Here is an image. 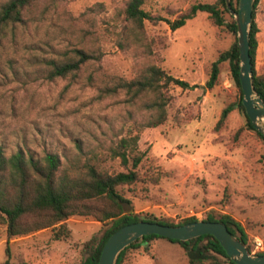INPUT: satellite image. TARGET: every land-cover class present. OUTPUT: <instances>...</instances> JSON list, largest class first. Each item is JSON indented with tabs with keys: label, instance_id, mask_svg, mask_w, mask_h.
Masks as SVG:
<instances>
[{
	"label": "rangeland",
	"instance_id": "obj_1",
	"mask_svg": "<svg viewBox=\"0 0 264 264\" xmlns=\"http://www.w3.org/2000/svg\"><path fill=\"white\" fill-rule=\"evenodd\" d=\"M216 1L146 0L145 11L161 19L147 21V33L165 46L155 61L171 76L199 87L183 90L171 85L168 121L141 134V182L124 187L122 193L132 202L127 212L141 219L153 216L178 224L229 215L243 225L251 253L258 254L264 252V141L248 129L239 109L215 128L222 111L240 98L228 61L221 64L218 85L204 88L212 64L233 46L235 36L215 26L206 13L176 31L168 23L193 4ZM125 2L42 0L33 8L34 15L46 18L42 28L31 26L16 49L0 58V147L8 155L19 149L35 156L46 150L71 155L77 143L96 145V140L113 137L110 129L119 130L124 118L119 104L98 99L96 90L83 81L46 79L38 62L68 41L78 42L79 28L87 26L79 19L89 8L102 5L91 20L104 49L103 68L131 78L134 57L116 46L113 35L115 16ZM256 22V69L264 74V0L257 7ZM114 167L123 170L118 163ZM64 224L70 232L64 240H54L53 228L8 239L0 220V264L9 259L7 247L13 264H83L87 244L106 228L93 217L74 216ZM125 264H188V256L180 244L157 239L130 250Z\"/></svg>",
	"mask_w": 264,
	"mask_h": 264
},
{
	"label": "trees",
	"instance_id": "obj_2",
	"mask_svg": "<svg viewBox=\"0 0 264 264\" xmlns=\"http://www.w3.org/2000/svg\"><path fill=\"white\" fill-rule=\"evenodd\" d=\"M41 1L0 0V58L16 49L21 35L31 26L40 25L42 28L46 18L42 14H33V8ZM239 1L231 0L232 8L236 11ZM260 1L256 0L253 11L250 55L254 86L264 101V74H259L256 69L260 32L256 15ZM145 4L146 0H126L115 16V44L121 51L134 57V75L131 78L109 73L103 68L105 53L96 23L91 20L92 13H96V8L102 5L89 8L79 19L80 23L87 26L79 28L78 42L68 41L64 47L57 48L50 56L39 60L38 65L46 79L70 80V84L83 81L96 90L98 99H109L119 104L124 118L118 131L110 129L113 137L104 142L96 140V145L77 143L75 153L71 155L46 150L41 156H35L22 149L8 155L0 147V220L6 225L8 239L53 228L54 240H64L70 235L64 224L66 220L74 216L93 217L102 222L106 229L100 238L87 244L88 255L83 264H99L109 238L122 227L141 221L136 214L127 212L126 208L132 202L122 193L124 187L141 182L139 168L145 157L140 150L141 134L168 121V107L173 100L171 85H177L183 90L199 87L171 76L155 61L161 57L165 46L161 40L148 35L146 23L161 19L145 11ZM199 13L208 14L215 26L235 36L233 46L221 53L212 64L209 79L204 86L205 90H212L218 85L221 64L228 61L240 98L237 103L222 111L215 128L224 126L230 113L239 109L248 120V129L264 141V136L252 126L242 104L237 25L227 8L226 0L191 5L177 19L168 22L170 29L176 31L184 27ZM227 14L229 19L225 17ZM116 163L123 170L117 171L114 167ZM147 221L180 226L198 220L190 218L175 224L148 216ZM204 221L226 224L231 233L252 252L245 228L231 216L216 218L209 215ZM157 239L165 238L151 235L131 244L122 251L117 264H125L130 250ZM168 241L180 244L185 249L188 264H236L211 235L188 242ZM7 255L9 259L3 264H13L8 247ZM258 255H264V252Z\"/></svg>",
	"mask_w": 264,
	"mask_h": 264
},
{
	"label": "water",
	"instance_id": "obj_3",
	"mask_svg": "<svg viewBox=\"0 0 264 264\" xmlns=\"http://www.w3.org/2000/svg\"><path fill=\"white\" fill-rule=\"evenodd\" d=\"M255 2L256 0H240L236 11L232 8L231 0H226L227 8L237 25L242 104L252 126L264 136V101L254 86L253 63L250 55ZM151 235L179 242H188L204 235H211L220 242L234 263L264 264V255L252 254L247 246L231 233L227 225L221 222L198 220L180 226H169L147 221L144 217L139 222L122 227L109 238L103 248L99 264H117L122 251L138 240Z\"/></svg>",
	"mask_w": 264,
	"mask_h": 264
}]
</instances>
